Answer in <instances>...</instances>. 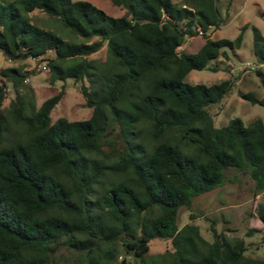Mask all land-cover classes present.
I'll use <instances>...</instances> for the list:
<instances>
[{
  "label": "trees",
  "instance_id": "trees-1",
  "mask_svg": "<svg viewBox=\"0 0 264 264\" xmlns=\"http://www.w3.org/2000/svg\"><path fill=\"white\" fill-rule=\"evenodd\" d=\"M17 1L84 41L0 4L1 53L44 61L50 85L78 83L90 114L52 119L64 89L37 106L24 82L31 72L0 67V264H114L120 253L136 260L129 264H264L246 255L243 238L212 222L211 241L197 224H177L179 209L224 183L229 167L249 175L255 194L264 191V119L233 117L215 127L207 107L232 80L184 81L225 48L240 47L245 26L234 39L204 35L222 22L216 0H109L123 9L118 17L85 0ZM197 27L203 42L190 52ZM252 32L253 54L264 63V35L256 26ZM103 46L104 60L90 57ZM8 84L13 95L4 107ZM239 95L264 104L253 92ZM255 213L264 225V204ZM156 238L172 248L146 261Z\"/></svg>",
  "mask_w": 264,
  "mask_h": 264
},
{
  "label": "rangeland",
  "instance_id": "rangeland-1",
  "mask_svg": "<svg viewBox=\"0 0 264 264\" xmlns=\"http://www.w3.org/2000/svg\"><path fill=\"white\" fill-rule=\"evenodd\" d=\"M102 9L107 14L118 17L123 14V9L113 5L109 0H85ZM182 0H172L179 4ZM13 3L20 8L22 14L39 27L52 30L61 38L71 41H84L82 38L68 34L60 21L46 13L34 10L26 12L17 0H0V4ZM216 6L220 12L222 22L217 28H210L204 35L213 39H234L241 28V45L235 49L225 48L226 55H220L217 59L210 60L203 69H192L184 77V81L190 84H213L223 79H231L232 85L229 91L220 101L210 104L207 109L212 116L215 127L225 125L229 119L239 117L245 124L255 118L264 119V104L252 103L239 95L240 92H253L258 99L264 101V63H259L252 51L253 32L252 26H256L264 35V18L260 12H264V0H216ZM199 28V27H197ZM199 33L188 39L186 49L195 52L203 42V36ZM95 39V38H94ZM90 57L104 60L106 49L103 46ZM216 65V70L209 67ZM14 66L21 70L31 72L24 82L29 84L34 91L37 106L54 92L64 89L60 101L52 109V119L63 116L70 120L85 119L90 114V109L84 105L79 84L72 79L57 81L54 85L48 82V69L45 62L39 58H26L8 60L0 51V67ZM253 66V69L250 67ZM260 69L262 75L256 70ZM7 97L3 106L7 107L12 98L11 86L8 84ZM226 180L213 189L194 196L190 207H181L178 211L177 224L182 226L186 222H193L199 226L201 235L211 241V222L218 231H223L227 236H237L244 239L247 250L246 255L252 257H264V225L256 215L257 204H264V191L255 194L254 183L248 174L229 167L225 170ZM196 216L189 218V214ZM247 230H254L246 235ZM169 239L156 238L150 242L149 250L145 258L149 261L156 254L171 250ZM135 263L130 255L123 253L117 255L114 264Z\"/></svg>",
  "mask_w": 264,
  "mask_h": 264
},
{
  "label": "built area",
  "instance_id": "built-area-1",
  "mask_svg": "<svg viewBox=\"0 0 264 264\" xmlns=\"http://www.w3.org/2000/svg\"><path fill=\"white\" fill-rule=\"evenodd\" d=\"M197 32L201 35L202 34V31L200 28H197ZM251 69H253V66L250 67Z\"/></svg>",
  "mask_w": 264,
  "mask_h": 264
}]
</instances>
